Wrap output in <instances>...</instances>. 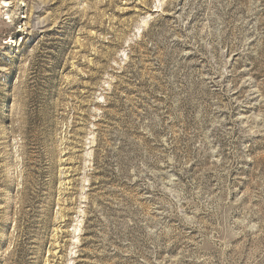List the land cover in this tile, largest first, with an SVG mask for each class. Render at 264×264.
I'll return each instance as SVG.
<instances>
[{
    "label": "rangeland",
    "instance_id": "1",
    "mask_svg": "<svg viewBox=\"0 0 264 264\" xmlns=\"http://www.w3.org/2000/svg\"><path fill=\"white\" fill-rule=\"evenodd\" d=\"M0 264H264V0H0Z\"/></svg>",
    "mask_w": 264,
    "mask_h": 264
}]
</instances>
